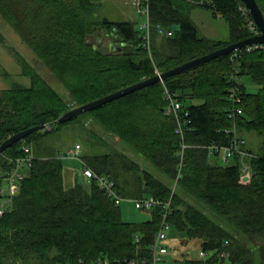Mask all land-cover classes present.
Returning a JSON list of instances; mask_svg holds the SVG:
<instances>
[{"label":"trees","instance_id":"1","mask_svg":"<svg viewBox=\"0 0 264 264\" xmlns=\"http://www.w3.org/2000/svg\"><path fill=\"white\" fill-rule=\"evenodd\" d=\"M257 2L264 13V0ZM195 4L227 21L229 40L199 34L191 17ZM98 6L94 0H0V17L69 94L66 99L34 66L22 60V73L30 77L31 85L16 83L0 90V145L22 130L42 129L6 149L0 158V184L14 169V160L26 155L24 146H33L57 127L79 118L59 121L69 109L153 77L156 68L168 71L258 33L240 0H150L152 59L143 46L139 22L97 19ZM156 25L173 34L159 35ZM116 36L121 38L120 50L110 47ZM231 56H220L165 79L169 91L185 104L187 128L191 127L185 129L187 146L176 187L124 152L85 153L83 158L95 172L110 176L124 197L152 196L165 202L171 198L168 237L198 239L201 249L227 251V259L233 263L264 264V45L243 48L234 59ZM235 70L260 86L257 92H250L241 82L237 103L230 100L228 89ZM162 86L161 82L150 84L88 114L116 140L129 144L168 180L175 181L182 141L175 133V118L163 111L166 99ZM188 99L194 102L188 103ZM234 106L242 113L232 118ZM234 126L245 139L249 133L261 137L260 152L245 142L240 146L245 155L236 154L227 163H218L213 160L218 154L209 155L203 146L230 143L232 132L227 130ZM60 154L33 151L12 208L0 215V264H75L79 259L93 262L99 258L125 264L131 257L150 256L152 236L161 227L162 208L142 209L151 213L149 220H123L121 203L107 196L94 181L65 185ZM245 174L248 182L242 181ZM188 195L210 205L240 233L231 234L214 222ZM190 263L199 264L200 260L183 264Z\"/></svg>","mask_w":264,"mask_h":264},{"label":"rangeland","instance_id":"2","mask_svg":"<svg viewBox=\"0 0 264 264\" xmlns=\"http://www.w3.org/2000/svg\"><path fill=\"white\" fill-rule=\"evenodd\" d=\"M94 1L99 5L94 14V17L97 19L107 17L115 21L127 19H132L139 23L142 21V17L134 13L130 0ZM191 17L199 28L200 35L203 34L205 37L223 41L230 39L227 21L220 15H214L211 9L203 6H198L197 8L196 6L191 11ZM0 32L2 34L0 39V90L10 88L16 83L25 86L31 85L30 77L22 73L23 60L34 66L62 96L66 99L69 98L65 86L56 79L53 73L43 64L34 51L21 40L19 35L2 17H0ZM242 82L250 92H257L259 90L260 86L254 83L248 75L242 76ZM187 102L191 103L194 101L188 99ZM90 132H94V134H91ZM246 141L254 150L260 152L259 147L261 146V137L249 133L247 134ZM77 143L82 146V153L86 154L111 153L113 151L124 152L131 159L137 161L144 169H147L162 180L171 183V186L174 187L175 185L174 180H168L165 174L154 164L149 162L144 155L138 153L126 142L116 140L88 113L79 115V118L73 123L57 127L55 131L46 134L41 140L36 141L33 144V147L35 153L42 152L48 155H54L59 152L66 153L70 146H75ZM222 158V154H219L213 157V160L222 164ZM78 165H80L79 170H81L82 164L78 162ZM80 173L82 172L80 171ZM65 185L69 186L68 181H65ZM188 198H190L191 202L207 214L214 222L221 225L231 234L238 235L240 233L233 223L214 210L210 205L193 195H188ZM134 199L135 197L128 196L122 200L120 206L123 220L129 222L149 220L152 216L151 213L137 208ZM171 243L173 244V248L170 253L177 251L184 252L186 255L198 258V252L201 249L200 241L198 239H185L182 236H178L176 239L172 240Z\"/></svg>","mask_w":264,"mask_h":264},{"label":"built area","instance_id":"3","mask_svg":"<svg viewBox=\"0 0 264 264\" xmlns=\"http://www.w3.org/2000/svg\"><path fill=\"white\" fill-rule=\"evenodd\" d=\"M206 0H200V3H203ZM132 6L134 7L136 13L142 17V22L139 24V29L143 31L144 41L143 46L149 52L150 57L152 58V40H151V32H152V22L150 15V0H130ZM155 30L158 33H161L166 36H171L173 34L172 30L165 29L161 25H156ZM253 46H262V45H251L245 48L250 49ZM243 49V48H242ZM241 50V49H240ZM239 50H236L232 53L231 59H234L237 56ZM156 74L160 75L161 72L156 68ZM242 82V77L238 74V71L235 70L230 76V85H229V98L233 103L240 102V84ZM161 83L164 87L165 91V99L166 105L164 107V113L168 116H173L176 120L175 133L180 137L182 141L180 155V163H179V172L177 178L175 179V185L179 177L181 176V168L183 165V150L186 148V144L184 143L185 137V129L190 130L191 127H188V122L186 116L188 115V111L185 109V104L181 101L176 94L171 93L167 88L165 81L161 80ZM242 113V109L235 106L231 109L230 117L235 118L237 114ZM50 127V126H49ZM228 132H232V138L230 143L222 144V143H209L204 145L208 150L209 155L213 154H222V161L224 163L228 162L231 158L236 156V154L245 155L246 153L240 149V146L245 143V138L239 135V132L234 126L231 130H227ZM226 131V132H227ZM24 151L26 155L17 158L14 160L15 167L14 169L7 174L3 180L6 182V187H0V215H2L5 211L10 210L13 205V199L15 195L18 193L20 188V183L24 178V170L26 167H30L32 160L34 158L32 147L24 146ZM82 147L79 144H76L72 148L68 149L67 152H62L60 154L61 158L70 157L80 159L82 164L81 172L84 176V179L87 182L94 181L97 186L105 192L107 196L114 199L117 203H121L125 198L122 196L116 189L115 181L108 175L98 174L95 172L82 158ZM244 170L247 169V166L243 167ZM1 175V173H0ZM248 181L245 180L244 182ZM135 206L140 209H150L153 207L160 206L162 208L161 216V227L157 232L154 241L150 245L151 255L150 256H140L136 258H130L125 261V264H166L164 256L168 253V247L166 246V240L168 239L169 231L171 230V225L167 220L169 214L172 211V203L171 198L167 202L159 200L155 197H140L134 199ZM138 240L139 237L136 236ZM227 258H229V253L227 251H210L205 249H200L198 252V260H200L199 264H237L230 262ZM121 261L118 260L114 264H121ZM24 264V263H19ZM75 264H112L107 259H98L93 262H87L84 259H79Z\"/></svg>","mask_w":264,"mask_h":264},{"label":"water","instance_id":"4","mask_svg":"<svg viewBox=\"0 0 264 264\" xmlns=\"http://www.w3.org/2000/svg\"><path fill=\"white\" fill-rule=\"evenodd\" d=\"M245 8L248 10V12L250 13L252 19H253V23L256 25V27L258 28V33L248 37L246 39L237 41V42H233L230 43L224 47H221L217 50H214L212 52H209L203 56L197 57L195 59H192L190 61H187L175 68H172L168 71L162 72L160 75H155L153 77L144 79L142 81H139L137 83H134L132 85H129L127 87H124L122 89H119L115 92L109 93L107 95H104L100 98H97L95 100H92L88 103H85L83 105L77 106L75 108H72L71 110L65 112L60 118L59 121H63L66 119H70L76 116H79L81 114L84 113H88L92 110H94L95 108L113 101L114 99L123 97L129 93H132L136 90H139L145 86H148L150 84L153 83H158L161 82V80H165L168 77H171L173 75L179 74L185 70H188L190 68H193L195 66H198L202 63L208 62L212 59L218 58L220 56L223 55H228L230 53H233L236 50H240L242 48H245L247 46H251V45H264V13L262 11V9L260 8L257 0H240ZM176 25L173 26V28H175ZM117 41L111 44V49L112 50H120L121 46V38L119 36H116ZM42 127L41 126H34L25 130H22L20 132H17L13 135H11L10 137H8L1 145H0V158L1 156L4 154V152L6 151L7 148L11 147L13 144L17 143L20 140L25 139L28 135H30L31 133L41 130ZM249 178L248 175H245L243 177L244 180H247Z\"/></svg>","mask_w":264,"mask_h":264},{"label":"crops","instance_id":"5","mask_svg":"<svg viewBox=\"0 0 264 264\" xmlns=\"http://www.w3.org/2000/svg\"><path fill=\"white\" fill-rule=\"evenodd\" d=\"M132 5V4H131ZM133 7V6H132ZM134 9V7H133ZM134 13H136L135 9H134ZM137 14V13H136ZM140 16V15H139ZM142 22V21H141ZM140 22V23H141ZM139 23V24H140ZM139 26V25H138ZM156 33H158L156 31ZM159 35H163L161 33H158ZM163 36H166V35H163ZM151 40H152V32H151ZM153 59V57H152ZM164 111V109H163ZM246 140V139H245ZM246 142V141H245ZM79 144V143H77ZM76 145V144H75ZM80 145V144H79ZM28 146H31V145H28ZM81 146V145H80ZM32 147V151H34V147ZM73 146H70L68 149L72 148ZM82 147V146H81ZM83 152V151H82ZM45 154V153H44ZM82 155V158L83 156L85 155V153H81ZM60 157V155H59ZM84 159V158H83ZM232 159V158H231ZM63 162H64V165H65V169H64V182L65 181H68L69 183V186H73L76 182H83V183H88L85 179H84V176L82 173H80L81 170L80 169V165H78V162L81 164L80 162V159H77V158H70V157H66V158H63L62 159ZM216 161V160H214ZM217 162V161H216ZM222 163L224 164V162L222 161ZM227 163V162H226ZM31 166V165H30ZM29 168L30 167H26L25 170H24V178L27 176L28 174V171H29ZM81 169H82V166H81ZM245 175H248V174H245ZM244 175V176H245ZM249 176V175H248ZM23 178V179H24ZM250 179L248 178V181ZM242 181L244 182L245 180L242 179ZM246 181V182H248ZM5 180L2 181V183L0 184V187H6V184H5ZM176 238L174 237H168V239L166 240V246L168 247V253L165 255V258H166V264H183L187 261H197L198 258H194L192 256H189V255H186L184 252H171L170 251L172 250L173 248V244L171 243L172 240H174Z\"/></svg>","mask_w":264,"mask_h":264},{"label":"bare ground","instance_id":"6","mask_svg":"<svg viewBox=\"0 0 264 264\" xmlns=\"http://www.w3.org/2000/svg\"><path fill=\"white\" fill-rule=\"evenodd\" d=\"M188 2V1H187ZM211 3V2H210ZM193 5H194V3H193ZM195 5H197V4H195ZM201 6V5H200ZM197 8H198V5H197ZM200 8V7H199ZM121 21V20H120ZM128 21V20H127ZM137 22V21H136ZM138 26V25H137ZM199 29V28H198ZM229 29V28H228ZM156 31V30H155ZM199 31V30H198ZM154 32V31H153ZM139 33V32H138ZM103 36V35H102ZM201 36H203V34L201 35ZM205 36V35H204ZM104 37V36H103ZM106 38V37H105ZM207 38V37H206ZM210 38V37H209ZM208 39V38H207ZM108 40V39H107ZM142 40H143V38H142ZM116 41V40H115ZM124 41V40H123ZM113 42V41H112ZM143 42V41H142ZM152 43H153V41H152ZM153 46V45H152ZM153 48V47H152ZM124 49V48H123ZM126 49V48H125ZM122 51V50H121ZM153 51V50H152ZM124 52V51H123ZM147 53H148V51H147ZM202 65V64H201ZM192 70V69H191ZM190 71V70H189ZM230 73V72H229ZM154 76V75H153ZM134 84V83H133ZM128 85V84H127ZM163 87V86H162ZM141 90V89H140ZM243 92V91H242ZM132 95V94H131ZM166 101V100H165ZM165 106V105H164ZM70 110V109H69ZM57 124V123H56ZM59 124V123H58ZM43 134H45V133H43ZM115 136V135H114ZM33 140V139H32ZM247 142V141H246ZM46 157H48V156H46ZM248 157V156H247ZM139 169V168H138ZM11 170H12V167H11ZM123 181V180H122ZM122 186H123V184H122ZM179 187V186H178ZM121 188V187H120ZM172 189V188H171ZM122 192V191H121ZM104 193V192H103ZM169 198V197H168ZM158 209V208H157ZM155 210H156V208H155ZM162 218V217H161ZM171 222V221H170ZM172 224V223H171ZM176 235V234H175ZM153 238L155 237V236H152ZM183 237V236H182ZM191 238V237H190ZM151 241H154L153 239L151 240ZM204 248V247H203ZM218 251V250H217ZM124 258V257H123ZM132 258V257H131ZM232 258V257H231ZM97 259V258H96ZM166 259V258H165ZM93 260V259H92ZM77 261V260H76ZM69 262H71V261H69ZM22 263V262H21ZM191 264V263H190Z\"/></svg>","mask_w":264,"mask_h":264}]
</instances>
